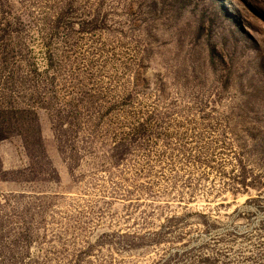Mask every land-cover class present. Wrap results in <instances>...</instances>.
Listing matches in <instances>:
<instances>
[{"label": "rangeland", "instance_id": "obj_1", "mask_svg": "<svg viewBox=\"0 0 264 264\" xmlns=\"http://www.w3.org/2000/svg\"><path fill=\"white\" fill-rule=\"evenodd\" d=\"M0 264H264V0H0Z\"/></svg>", "mask_w": 264, "mask_h": 264}]
</instances>
